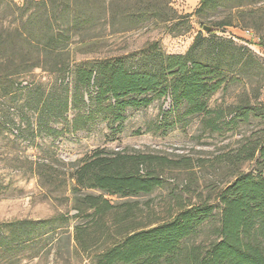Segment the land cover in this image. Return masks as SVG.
<instances>
[{
    "label": "trees",
    "instance_id": "16d2710c",
    "mask_svg": "<svg viewBox=\"0 0 264 264\" xmlns=\"http://www.w3.org/2000/svg\"><path fill=\"white\" fill-rule=\"evenodd\" d=\"M122 1L24 0L20 5L14 0H0V133L6 130L24 139L34 123L33 112L37 116L33 131L54 135L57 131L51 123L67 119L72 110L73 132H90L99 122L121 128L129 108L148 107L163 97L172 99V110L186 105V116L218 113L208 107L206 98L219 91L226 82L224 74L233 65L242 68L254 58L247 47L231 39L215 40L216 31L209 32V37L198 32L185 54H167L154 41L129 56L81 62L71 58L75 36L80 37L79 43L89 40L87 32L100 17L97 12L113 18L126 16L130 28L152 19L180 24L191 16L180 14L172 6L173 0H126V9ZM222 1L200 0L195 14L218 8L224 5ZM244 1L237 0L233 8L242 7ZM247 12L256 13L254 9L238 11L240 15ZM231 22H218V29L231 26ZM249 23L264 40V12ZM205 25L201 23L203 28ZM227 55L234 61L225 62ZM35 69L59 74L48 93L42 84L33 88V83L18 82ZM26 91L28 98L23 106L2 101L8 98L14 103ZM235 109L233 118L243 122L254 111L249 107ZM218 159L233 180L218 193L221 216L208 243L188 244L199 228L216 216V206L202 202L180 207L160 224L127 227L118 242L96 256V264H264V127L257 137ZM21 161L29 165L24 172L38 178L44 187L55 184L53 188L58 190L71 181L75 216L90 218L97 228L104 225L105 215L117 208L105 195L127 198L149 194L164 186L163 171L167 167L189 169L195 165L191 157L173 161L160 155L103 149L67 164L65 170L27 157ZM253 161L256 169L244 171L243 166ZM57 180L61 183L56 184ZM3 187L0 181V190ZM87 190L101 193L84 194ZM120 206H126V220L137 207L131 202ZM36 225L28 220L10 223L19 230L13 239L29 237ZM82 229L76 226V238L87 249L92 241L84 237ZM2 240L1 245L12 246L4 235Z\"/></svg>",
    "mask_w": 264,
    "mask_h": 264
},
{
    "label": "rangeland",
    "instance_id": "374dc122",
    "mask_svg": "<svg viewBox=\"0 0 264 264\" xmlns=\"http://www.w3.org/2000/svg\"><path fill=\"white\" fill-rule=\"evenodd\" d=\"M14 1L20 5L24 2ZM101 1L107 4L113 0ZM222 2L224 5L207 8L197 15L195 11L200 0H173L172 6L180 14L191 15L187 22L165 24L152 19L131 28L126 25V16L113 18L101 11L97 12L100 17L87 32L90 36L87 42L79 43L80 37L75 36L70 46L71 58L75 62L129 56L154 41L159 42L167 54H185L198 32L210 36L201 26L204 23L215 28V40L231 39L247 47L254 59L242 68L233 65L231 71L224 74L226 82L219 91L206 98L208 107L217 109V114L186 116L183 114L186 105L172 110V99L163 97L148 107L129 108L121 128L117 125L111 128L107 122H99L90 132H73L71 120L75 111L72 110L67 119L51 123L57 135L33 131L37 117L33 112L30 113L34 123L25 132L24 139L15 138L6 130L0 133V181L4 185L0 190V264H96V256L118 242L127 227L160 224L174 216L180 207L202 202L215 205L216 216L200 227L188 244L208 243L213 238L211 231L219 225L221 216L218 193L233 180L230 172L220 165L218 157L257 137L264 127V56L259 54L264 49V40L262 33L249 23L254 16L259 19L263 14L264 0H245L239 8H233L238 4L237 0ZM120 3L126 9V0ZM252 9L256 13H238ZM222 21H232V24L218 29L217 23ZM246 30L253 31L254 37H247ZM226 61L234 60L228 56ZM58 77V73L35 69L20 77L18 82L33 83V88L42 84L48 93ZM27 98L28 91L17 96L14 103L8 98L2 101L23 106ZM235 107H249L254 111L249 120L243 122L241 118H233ZM218 115L220 117L216 118ZM98 149L148 153L173 161L191 157L195 165L189 169L167 167L163 171L164 186L149 194L127 198L105 195L117 208L105 215L104 225L97 228L90 218L75 216L71 181L67 182L69 187L58 190L53 188L55 184L44 187L38 178L24 172L29 165L21 160L27 157L65 170L67 164L87 158ZM254 169L255 161L243 166L244 171ZM60 180L56 184L61 183ZM83 193L101 192L87 190ZM126 202L137 206L127 220L126 206H120ZM23 220L37 223L34 232L29 237L23 235L14 240L19 230L10 223ZM77 225L83 227L84 237L92 241L87 249L77 241ZM3 235L11 247L1 245Z\"/></svg>",
    "mask_w": 264,
    "mask_h": 264
},
{
    "label": "built area",
    "instance_id": "2783aa9c",
    "mask_svg": "<svg viewBox=\"0 0 264 264\" xmlns=\"http://www.w3.org/2000/svg\"><path fill=\"white\" fill-rule=\"evenodd\" d=\"M244 33L247 37H254V33L251 30H246L244 31ZM259 54L264 56V49H261V52Z\"/></svg>",
    "mask_w": 264,
    "mask_h": 264
},
{
    "label": "water",
    "instance_id": "95a60500",
    "mask_svg": "<svg viewBox=\"0 0 264 264\" xmlns=\"http://www.w3.org/2000/svg\"><path fill=\"white\" fill-rule=\"evenodd\" d=\"M203 29L207 32L215 31V28H213L212 26H209V25H205Z\"/></svg>",
    "mask_w": 264,
    "mask_h": 264
}]
</instances>
